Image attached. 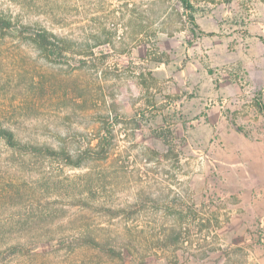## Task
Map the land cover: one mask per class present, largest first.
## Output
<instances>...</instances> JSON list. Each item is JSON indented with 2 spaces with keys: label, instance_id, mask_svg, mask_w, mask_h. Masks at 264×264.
Returning a JSON list of instances; mask_svg holds the SVG:
<instances>
[{
  "label": "rangeland",
  "instance_id": "rangeland-1",
  "mask_svg": "<svg viewBox=\"0 0 264 264\" xmlns=\"http://www.w3.org/2000/svg\"><path fill=\"white\" fill-rule=\"evenodd\" d=\"M192 1L205 34L190 24L181 0H0V14L96 47L91 56L54 63L18 28L0 38V124L24 142L72 152L87 145L105 115L116 136L111 159L83 169L46 160L25 164L0 142V231L29 217L34 231L91 233L125 256L119 262L84 249L69 256L46 246L45 258L30 263L15 257L10 264H138L125 245L131 237L151 254V264H226L228 257L229 264H264L262 216L244 204L228 163L240 159L239 151L208 124L218 107L231 112L239 98L247 104V94L235 93L248 85L264 0ZM145 79L154 84L149 90ZM162 128L180 164L146 159L147 148L166 151ZM86 180L97 186L90 199L96 206L139 200L140 214L111 220L78 206L75 197ZM17 187L25 196L6 198ZM191 207L197 216L190 214L186 242L175 253L163 245L177 228L170 211ZM202 219L212 222L203 232ZM202 249L212 251L199 263Z\"/></svg>",
  "mask_w": 264,
  "mask_h": 264
},
{
  "label": "trees",
  "instance_id": "trees-1",
  "mask_svg": "<svg viewBox=\"0 0 264 264\" xmlns=\"http://www.w3.org/2000/svg\"><path fill=\"white\" fill-rule=\"evenodd\" d=\"M182 5L186 11V15L189 19L190 24L196 29L200 34H205L201 26L198 24L195 13L197 9L193 4L192 0H181ZM19 29L20 37L27 41L34 47H36L43 57L51 62L58 63L62 60H66L70 55H80V56H91L94 54V45L78 43L68 37L59 36L49 29L36 26L32 29V25L29 23H23L20 20H16L12 16L0 14V38L5 39L10 35V32L14 29ZM208 36H215V33H210ZM109 42V41H107ZM102 44V43H101ZM154 60L158 63H163L161 57H154ZM153 82L158 80L153 77L151 73L148 74ZM146 89H150L154 84L149 82V79H145L143 83ZM110 117L103 116L100 121V126L96 130L93 138L89 140L87 145L83 148L78 149L76 152H72L66 147H54L50 145H42L33 142L22 141L17 133L0 124V142H2L5 147L14 154L18 156L22 161L26 163H31L35 160L51 161L52 163H59L64 166L70 167L72 169H83L85 166L92 164H103L107 163L114 150V139L115 131L110 124ZM166 146L165 152H159L156 149L147 148L148 154L146 159L150 162H157L162 160H175L177 164H180V157L176 151V147L173 145L172 141L169 140L168 135L164 128L161 129V133L158 135ZM51 165V164H50ZM83 190L75 197L76 204L87 209H92L96 212H101L103 215L107 216L109 219L114 220L118 218H124L131 220L136 218L141 210V202L138 200L136 203L129 205L127 207L112 208L106 206H96L90 199L91 196L95 195L97 191V186L93 185L86 180V183L82 182ZM12 188V186L10 185ZM57 186L53 187L57 190ZM69 193L68 191H66ZM9 198L12 201H16L25 196V192L22 188L17 187L11 190ZM69 198V197H68ZM56 202V201H55ZM55 204V203H54ZM171 214L175 215L176 218V229L172 230V234L164 237V247H173L175 253L183 248L186 242L184 237V225L189 221L190 214L197 216L196 211L191 207L189 211H184L183 209H173L170 211ZM32 222L31 218H26L22 220H11L7 224L6 231H0V264H10L11 258L18 257L19 259H26L30 263H34L38 259L45 258L49 255V251L42 249L46 246H51L55 249V254L66 253L65 255L72 256L78 250H90L97 251L100 254L105 255L111 260L124 262L125 256L122 251H119L115 246H113L107 240H101L98 236L91 233H80L78 235L67 236L62 233L58 235L49 232H38L34 231L36 226L29 225ZM211 219L200 220L199 229L203 232L205 228H208L211 224ZM216 223L219 226V220L216 219ZM63 229V225L59 227ZM210 228V227H209ZM15 231H14V230ZM9 230H13L11 234ZM129 252L134 255L137 254L138 264H151L153 262V257L147 252H141L139 248V241L136 238H130L125 243ZM212 250H200L199 254H196L195 260L202 263L204 258H207ZM53 254V253H52ZM231 258H227L226 264L231 262ZM46 262V261H45ZM53 262V261H51Z\"/></svg>",
  "mask_w": 264,
  "mask_h": 264
},
{
  "label": "crops",
  "instance_id": "crops-1",
  "mask_svg": "<svg viewBox=\"0 0 264 264\" xmlns=\"http://www.w3.org/2000/svg\"><path fill=\"white\" fill-rule=\"evenodd\" d=\"M257 35L251 47L254 54L248 85L235 93L247 94V104L239 98L231 112L224 110L225 105L218 107V111L210 114L208 124L223 141L239 151L240 159L228 163L235 166V180L243 192L244 204L256 207L264 228V26Z\"/></svg>",
  "mask_w": 264,
  "mask_h": 264
}]
</instances>
